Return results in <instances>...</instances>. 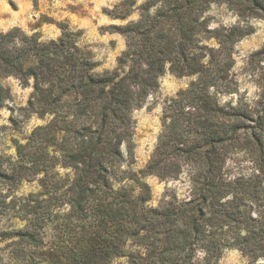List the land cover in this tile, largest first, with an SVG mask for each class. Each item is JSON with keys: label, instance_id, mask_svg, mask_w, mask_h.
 <instances>
[{"label": "trees", "instance_id": "16d2710c", "mask_svg": "<svg viewBox=\"0 0 264 264\" xmlns=\"http://www.w3.org/2000/svg\"><path fill=\"white\" fill-rule=\"evenodd\" d=\"M213 4L239 20L211 25ZM134 9L137 19L112 25L126 48L101 72L78 43L81 30L65 23L49 40L18 27L0 32V75L32 85L27 110L50 117L17 145L18 172H41L45 185L51 168L69 169L50 181L59 193L50 198L59 200L60 240L41 262L218 264L238 249L248 264H264V65L251 69L260 88L254 100L233 68L234 45L251 18L264 17V0H121L113 12L124 19ZM255 55L264 62V45ZM166 71L192 79L165 100L156 144L136 171L132 113ZM240 144L262 154L249 175L227 167ZM149 175L180 184L151 205ZM30 201L34 213L20 238L38 247L42 201Z\"/></svg>", "mask_w": 264, "mask_h": 264}, {"label": "rangeland", "instance_id": "374dc122", "mask_svg": "<svg viewBox=\"0 0 264 264\" xmlns=\"http://www.w3.org/2000/svg\"><path fill=\"white\" fill-rule=\"evenodd\" d=\"M121 0H0V32L18 27L26 34L37 32L40 39H56L61 34L60 23L71 30H81L79 45L84 47L96 62L94 69L101 72L113 69L117 57L126 48V38L112 25H122L138 18L134 9L126 18L114 15L113 10ZM142 0H136V4ZM209 15L211 25L219 22L234 24L239 19L224 5L213 4ZM249 33L234 45V65L239 88L249 100L257 99L260 88L251 69L258 67L260 55H251L264 45V17H253L248 21ZM192 77L176 76L166 71L158 81V88L148 96L142 107L134 109L133 161L132 168H142L150 157L161 129V114L165 100L186 87ZM32 85L24 86L13 76L0 75V264H44L41 260L50 243L60 240L58 225L61 216L59 193L50 181L65 175L69 169L56 166L49 170L50 179L43 182V173L33 174L21 169L17 145L25 144L32 129L46 123L49 116L41 117L29 113L26 108ZM125 150V147H123ZM27 149H25L26 151ZM262 154L254 145L240 144L229 156L227 167L231 175L251 174ZM57 172V173H55ZM150 188L148 203L156 205L167 187L179 185V181H160L149 175L144 178ZM180 186L178 194L182 193ZM44 192V194H41ZM41 200L39 212L45 225L43 244L36 247L23 241L21 230L28 224L32 210L26 203L36 197ZM50 201V202H49ZM49 206L46 208L45 206ZM117 263V262H116ZM115 263V264H116ZM218 264H248V259L238 249L226 250Z\"/></svg>", "mask_w": 264, "mask_h": 264}]
</instances>
